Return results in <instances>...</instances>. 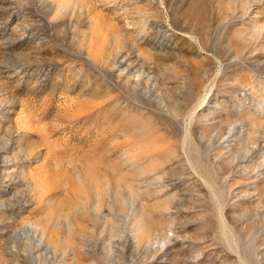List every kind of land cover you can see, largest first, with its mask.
<instances>
[{
	"label": "rangeland",
	"instance_id": "rangeland-1",
	"mask_svg": "<svg viewBox=\"0 0 264 264\" xmlns=\"http://www.w3.org/2000/svg\"><path fill=\"white\" fill-rule=\"evenodd\" d=\"M130 1L0 0V264H264V0Z\"/></svg>",
	"mask_w": 264,
	"mask_h": 264
},
{
	"label": "bare ground",
	"instance_id": "bare-ground-1",
	"mask_svg": "<svg viewBox=\"0 0 264 264\" xmlns=\"http://www.w3.org/2000/svg\"><path fill=\"white\" fill-rule=\"evenodd\" d=\"M97 2L99 3V6H100L101 9H106V10H109V11H113L114 14H117L119 16V19H121L123 21V23L129 24L128 27H134L133 26L134 24H139L141 26V28H142L140 30H145L147 28V22L142 23V20H141L140 15H139L138 8L136 6L130 5V3H131L130 0H97ZM118 3H120V4H118ZM5 4H6V2H5ZM5 8L7 10L10 9L9 7H5ZM130 24H132V25H130ZM155 27L157 28V32L161 33L162 41L161 42H157V45H154V47H160V48L164 47V46L170 47L169 45H167V41L170 38H172L171 36H172L173 33L170 32L168 27H166V26H164L162 24L156 25ZM150 32H152V31L150 30ZM155 38L156 37L151 38V44L152 45L155 44L154 43V41H155L154 39ZM10 44H12V43L10 42L9 45ZM120 62L123 63L124 59H122ZM30 69H32V71H38L39 70V69H37L35 67L34 64L26 65V64L20 63V64L16 65L15 69L10 71L9 76L13 77V76L19 75V77H20L19 79L21 80V78H23L24 76H26V74H28V71ZM48 69H51V68L49 67ZM210 105H211V108H213L215 110H217V108L220 107L219 106L220 104H217L216 102L210 103ZM237 132L238 131H237L236 127L232 126L227 131H225V132H223L221 134V136H222L221 137V141H220L221 149L227 150V149H229L232 146L233 142L237 138ZM1 163H2L3 170L6 171V173H8V178H6V184L4 185L5 187L3 189H1V192L3 193V195H6L10 191H12L11 189L14 188L16 183L18 182L17 178L12 177V172L16 171V165H14L13 162H8L6 160V158H4ZM0 166H1V164H0ZM177 179L179 181H181L183 178L181 176H179V177H177ZM27 231H28V229H26V232Z\"/></svg>",
	"mask_w": 264,
	"mask_h": 264
}]
</instances>
